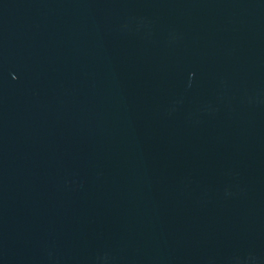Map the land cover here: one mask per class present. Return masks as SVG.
I'll list each match as a JSON object with an SVG mask.
<instances>
[{
	"label": "water",
	"instance_id": "water-1",
	"mask_svg": "<svg viewBox=\"0 0 264 264\" xmlns=\"http://www.w3.org/2000/svg\"><path fill=\"white\" fill-rule=\"evenodd\" d=\"M0 264H264V0H0Z\"/></svg>",
	"mask_w": 264,
	"mask_h": 264
}]
</instances>
